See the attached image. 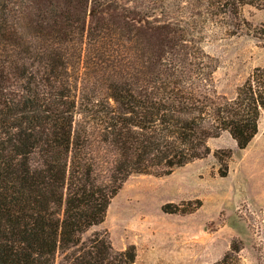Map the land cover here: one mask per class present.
Wrapping results in <instances>:
<instances>
[{"label":"trees","instance_id":"obj_1","mask_svg":"<svg viewBox=\"0 0 264 264\" xmlns=\"http://www.w3.org/2000/svg\"><path fill=\"white\" fill-rule=\"evenodd\" d=\"M191 1L233 34L250 31L246 5L264 7ZM130 13L105 0H0V264H135V245L90 233L128 178L169 175L225 131L241 149L257 135L264 66L228 97L190 21ZM215 156L227 176L232 150ZM242 248L234 240L208 264H246Z\"/></svg>","mask_w":264,"mask_h":264},{"label":"rangeland","instance_id":"obj_2","mask_svg":"<svg viewBox=\"0 0 264 264\" xmlns=\"http://www.w3.org/2000/svg\"><path fill=\"white\" fill-rule=\"evenodd\" d=\"M118 12L130 10L143 22L183 19L201 37L216 64L219 92L233 97L237 87L264 66V7L246 5L250 31L233 34L232 26L198 14L191 0H105ZM248 28V29H249ZM211 153L169 175L133 174L112 199L105 220L93 227L107 230L113 246L136 247L135 264H208L242 243L246 264H264V111L260 131L244 149L225 131L209 139ZM217 149H231L229 172L220 176ZM192 212H166L167 203Z\"/></svg>","mask_w":264,"mask_h":264},{"label":"crops","instance_id":"obj_3","mask_svg":"<svg viewBox=\"0 0 264 264\" xmlns=\"http://www.w3.org/2000/svg\"><path fill=\"white\" fill-rule=\"evenodd\" d=\"M259 131H260V124H259Z\"/></svg>","mask_w":264,"mask_h":264}]
</instances>
